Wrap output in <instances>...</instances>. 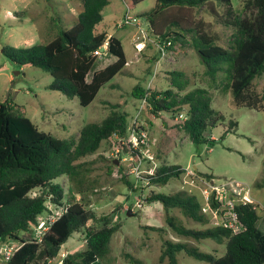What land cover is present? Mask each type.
<instances>
[{"label": "trees", "instance_id": "1", "mask_svg": "<svg viewBox=\"0 0 264 264\" xmlns=\"http://www.w3.org/2000/svg\"><path fill=\"white\" fill-rule=\"evenodd\" d=\"M78 1L81 9L71 26H59L50 39L39 43L20 47L4 45L2 53L18 68L29 64L49 73L53 79L50 89L61 91L69 98L76 97L80 105L87 106L99 89L125 67L127 57L119 39L109 36L108 53L116 59L97 67L100 60L92 53L106 37L104 33H96L95 26L102 20V10L109 0ZM141 1L124 0L128 9ZM155 1L149 11L141 14L148 21L151 35L160 41H170V47L176 43L190 45L211 84L216 86L220 78L222 88L230 91L237 107L261 109L264 91L259 93L254 89L253 79L264 72V0H242L241 11L230 0ZM202 9L232 28L228 47L219 43L212 22L199 14ZM188 83L184 73L175 70L170 72L169 87L156 89L136 84L131 95L139 102L145 99L146 107L155 117L163 112L174 115L183 111L186 118L178 124L179 129L195 144L207 141L213 144L216 140L207 138L206 132L224 125L226 117L212 107V97L206 88L195 86L181 94ZM128 118L131 117L119 103H112L111 111L101 122L86 123L76 138L64 139L40 130L10 99L0 101V246L18 243L11 257L2 259V264H49L78 231L85 235V250L67 254L60 264H102L120 224L113 223L112 213L97 216L78 196L66 204L64 189L55 179L62 175L70 180L83 176V164L78 160L95 153L112 137L116 139L113 146L117 145L118 138L126 137ZM227 124L221 139L238 126L234 120H228ZM183 172L179 164L162 163L155 166L152 174L143 176L146 181L138 180V185L142 187L143 181L147 185H165ZM204 176L213 178L212 174ZM126 184L135 189L132 182ZM256 185L264 187V179ZM36 188H40V193L31 195ZM80 192L75 193L80 195ZM145 202L161 203L166 222L179 235L195 240L210 239L225 246L224 253L217 255L186 242L166 240L160 260L167 258L168 264H178L177 254L182 251L205 264H264V222L262 227L257 225L260 204H236L242 228L233 232L210 221L212 214L202 211L205 199L200 202L194 194L183 190L151 192ZM48 203L52 208L62 206L65 210L37 237L39 217L50 213ZM208 203L217 207L212 199ZM174 208L206 227L193 229L178 224L169 214Z\"/></svg>", "mask_w": 264, "mask_h": 264}, {"label": "rangeland", "instance_id": "2", "mask_svg": "<svg viewBox=\"0 0 264 264\" xmlns=\"http://www.w3.org/2000/svg\"><path fill=\"white\" fill-rule=\"evenodd\" d=\"M230 1L237 11H241L242 0ZM154 4L155 0H143L128 9L124 0H109L103 8V18L95 30L105 36L110 33L119 39L127 59L131 61L99 89L90 104L82 106L76 97L69 98L61 91L50 89L48 86L53 79L49 73L29 64L18 68L2 53L4 45L20 47L39 43L50 39L59 26H71L81 9L80 2L0 0V101L10 99L12 105L40 130L59 138H76L84 124L101 122L111 111L112 103H119L132 118L140 107V102L131 95L133 86L141 84L143 87L165 89L170 86V72L175 70L182 71L189 81L181 94L195 86L206 88L212 97V107L222 111L226 117L224 125L219 124L206 132L207 138L216 140L213 144L208 141L195 144L179 129L180 121L175 119L179 113L163 112L155 117L147 107L143 108L139 123L146 126L153 162L150 164L144 158L142 170L145 172L150 165L162 163L179 164L184 168L179 177L170 179L165 185H147L143 181L142 187H139V183H135L130 175L131 161L128 158L118 160L111 153L116 143L115 137L104 141L95 153L78 160L83 164V176L70 180L62 175L55 179L64 189L66 204L78 196L97 216L112 213L113 223L120 224L102 264H168L167 258L159 259L166 240L186 242L217 255L224 253V244L179 235L166 222V212L161 203L145 202V197L151 192L174 193L182 190L194 194L202 202L209 194L205 189L210 190L211 179H207L206 174H212L214 182H238L241 187L250 190L253 203L260 204L257 225L262 227L264 222V187L256 185L264 179V105L259 110L237 107L230 91L222 88L220 78L216 86L211 84L196 51L190 45L176 43L168 49L166 56L159 58L155 44L158 39L151 35L148 21L139 14L149 11ZM199 14L212 22L219 43L228 47L232 40V28L204 9ZM125 15L135 19L120 27ZM134 40L144 43L138 58L132 59ZM115 59L108 53L99 59L97 67H103ZM253 87L259 93L264 91V72L253 79ZM228 120L237 121L238 126L221 139ZM126 181L136 184L135 189L129 188ZM78 190L81 191L80 195L75 193ZM40 191V188H36L31 195ZM48 206H51L50 203ZM127 211H130V215H127ZM169 214L185 227H206L185 217L177 208L171 209ZM210 219L212 222L213 218ZM17 244L13 243L14 246ZM85 248L83 231L74 232L61 246L58 256L80 252ZM58 258L52 259L49 264H57ZM177 260L178 264H205L182 251L177 254Z\"/></svg>", "mask_w": 264, "mask_h": 264}, {"label": "built area", "instance_id": "3", "mask_svg": "<svg viewBox=\"0 0 264 264\" xmlns=\"http://www.w3.org/2000/svg\"><path fill=\"white\" fill-rule=\"evenodd\" d=\"M134 19V17L130 19V16L125 15L123 22L121 21L119 26L121 27L122 24L129 23ZM107 38L108 37H106L102 44L92 53L99 59L108 54ZM155 44L158 49L159 58L166 56L167 51L171 46V42L157 40L155 41ZM135 48L140 50L141 43L138 42L135 44ZM144 107H146V101L145 99H142L136 114L129 120L126 137L118 138V144L113 147L111 152L118 160H126L128 158V160L131 161L130 175L134 178L135 183L141 179L146 181L143 178L145 175L144 173L152 174L155 168V166L150 165L148 170H145V172L142 170V165H144L145 159H147L150 164L153 162V156H151L149 150L150 143L146 126L139 123V116L141 115ZM185 118V113L181 112L175 119H178L181 123ZM124 146L126 149H124ZM237 183L232 181H223L218 183L214 182V179H211V182L209 183L210 190L205 189V192L209 191V194L205 196V204L202 206V211L210 212L212 214L214 224H222L224 227L231 229L233 232H238L242 228L235 211L236 204L253 203L251 191L247 190L244 186L241 187ZM210 199L216 202L217 207L209 205L208 202ZM48 208L50 209V213L39 217V222L35 229L37 237H39L43 231L48 228L49 224L59 217L65 210L62 206L57 208L48 206ZM15 249L16 246H14L11 242L2 244L0 246V258L8 260ZM62 257H64V254H61L57 264L61 263Z\"/></svg>", "mask_w": 264, "mask_h": 264}, {"label": "crops", "instance_id": "4", "mask_svg": "<svg viewBox=\"0 0 264 264\" xmlns=\"http://www.w3.org/2000/svg\"><path fill=\"white\" fill-rule=\"evenodd\" d=\"M142 2V1H141ZM156 2V1H155ZM140 3V2H139ZM137 5V4H136ZM155 5V4H154ZM146 12V11H145ZM144 13V12H143ZM139 14H142V13H139ZM95 32L96 33H98L96 30H95ZM109 36H111L110 35V33H108L105 37H109ZM120 41V40H119ZM157 41V40H156ZM121 42V41H120ZM138 42H140L141 43V45L144 43L142 40L140 41H136V40H134V42H133V48H134V55L132 56V59H134V58H138V54L141 52V50H137L136 48H135V44H137ZM121 44H122V42H121ZM149 46H150V44H148L147 45V47L149 48ZM151 48V47H150ZM131 60L130 59H127V63H126V65L125 66H127V65H129V62H130ZM158 63H159V61H158Z\"/></svg>", "mask_w": 264, "mask_h": 264}, {"label": "water", "instance_id": "5", "mask_svg": "<svg viewBox=\"0 0 264 264\" xmlns=\"http://www.w3.org/2000/svg\"><path fill=\"white\" fill-rule=\"evenodd\" d=\"M127 215H130V211H127Z\"/></svg>", "mask_w": 264, "mask_h": 264}]
</instances>
